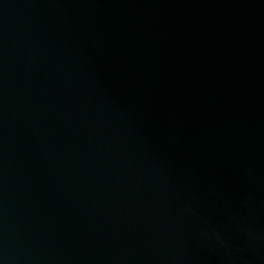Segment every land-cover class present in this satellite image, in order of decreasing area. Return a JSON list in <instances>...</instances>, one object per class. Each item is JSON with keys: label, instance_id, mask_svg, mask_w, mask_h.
Masks as SVG:
<instances>
[{"label": "water", "instance_id": "95a60500", "mask_svg": "<svg viewBox=\"0 0 264 264\" xmlns=\"http://www.w3.org/2000/svg\"><path fill=\"white\" fill-rule=\"evenodd\" d=\"M0 264H264V0H0Z\"/></svg>", "mask_w": 264, "mask_h": 264}]
</instances>
